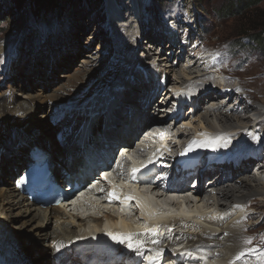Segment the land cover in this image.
Masks as SVG:
<instances>
[{
  "label": "bare ground",
  "instance_id": "bare-ground-1",
  "mask_svg": "<svg viewBox=\"0 0 264 264\" xmlns=\"http://www.w3.org/2000/svg\"><path fill=\"white\" fill-rule=\"evenodd\" d=\"M135 1L138 2V0H126L124 2L125 13L133 11L134 14H137V4ZM129 2H133L132 7L127 6ZM109 6V10L111 11L118 8L116 2H111ZM121 14L122 13L119 12L114 18L120 20L121 16L119 15ZM193 17L194 16H191L188 19H184L183 22H179V17L175 15L174 18L178 20L180 25L179 29L182 38H180L177 29L172 26L168 32L169 41L174 43V45L177 46V49L171 46L169 47L168 44V46L165 45V50L168 48L167 56H172V54H177L180 58L185 56V53H187V50L189 49L188 46H186L187 40H185V37L189 34L187 23L188 21L193 20ZM140 18L141 17L138 15L135 20H139ZM169 21L172 20L170 19ZM126 22L124 25H126ZM195 23L197 24L195 28H197L198 32L201 34V38L203 37L202 25L199 21H195ZM111 24L115 25V22L112 21ZM182 30L185 31V34L182 33ZM129 32L130 31L127 33ZM140 37L144 39L148 38V35H141L140 30L136 29L131 32L127 40L123 42L121 55L125 60L122 63L126 68L125 73L129 80L127 84H124L123 91L121 92L116 91L119 86L109 89L111 96H109L110 98L106 105L103 104L104 98H100L103 95L102 91L106 90L104 88H109L110 85L105 82L97 83L96 78L90 82L92 84L90 89L91 93L86 94L84 97V94H81L79 98H70V95L73 93L72 91L63 93L64 96L61 97L58 95L49 97V101L62 103L61 106L59 104L60 107L58 109L53 110L55 112L51 114L53 116H49V118L52 122H55L60 119L62 120V115L64 114L72 115L75 120V124L70 129L72 133L69 131V134H61L56 137V139L54 138V140L50 138L52 136H44L41 131L44 129L43 124L34 125L31 120V115L37 111L39 106L37 103L41 104L43 101L48 102L46 95L45 97L42 94H39L37 99L30 100L24 105H0V180H3L5 183V187L0 190V264H33L32 261L34 258L37 262L44 261V264L50 260L53 261L52 264H84L89 262L94 255L99 256L102 260L103 258L105 260L112 259L113 256L117 257L123 255L122 251L124 250V244L117 243L108 234L112 233L118 236L133 234L142 240L143 232L140 233L139 230L143 229L145 224H147V226L161 225L166 228V230L170 225L172 231L168 230L169 232H167L168 234L166 236H160L153 232L154 238L162 242L163 245H177L186 242L189 251L200 256H206V260L211 264H223V261L228 255L233 257L231 262L235 264H237V262L241 264H264V252H259L258 250V247L263 246L261 239H256L259 244L254 247V250L251 252L247 251L246 248L244 249V252L251 256L250 260L242 258L241 256L240 259H237L239 254L234 252V250L238 249L241 242H246L244 238L246 234L239 233V227L236 226L238 219L240 218V213L243 210L245 211L244 203H248L247 206L250 210L255 209L256 206H253L254 200L251 201L250 198L264 194V187L261 186L264 185V181H258L256 178L252 180L247 177L249 176L248 174H250L248 173L249 170H251L254 165H259H257L258 163H255L256 160L249 159V156H245V154H250V149L257 147L256 150H258L259 156H261V159L263 160V162L260 163L262 165L260 171H263L262 173L264 177V135L259 134L258 132L248 135L249 133L243 134L242 131L239 130V127L236 125L238 124V121L245 120L243 122H246V124L250 122L246 112H239L242 102H239L235 107L233 106L234 108L233 110H230V112L226 111L224 107H214L215 103L213 101L214 98L211 97V91H217L219 93L217 99L221 100V102L225 99H222V96L220 97V95H226L230 102L233 100L236 89L228 85V83L224 85L215 83L214 78L219 75H224L225 72L223 71V68H221L222 65H218L217 70H214L213 67L216 65L217 59L209 61L207 64L201 61V57L204 53L202 43V47L200 46V48H196L197 42L195 39L190 41L191 45L189 44V47L195 52L192 54V58H190L189 62L191 64L187 66L186 70H182V72L179 73L183 76L180 75V77L178 74H175L179 71L178 65L175 64L174 59L162 57L161 62L155 64L152 63L151 58H143L142 60L140 58H135L132 54L135 49L134 42ZM151 47L152 45H150V48ZM178 48L180 49L179 52ZM145 54H143V56H145ZM152 67L156 70L161 69V71H165V73L163 72L164 74L170 73L173 76H177L178 80L173 79L175 82H173L172 85L179 86L177 90L187 86H191L195 89L197 87H203V95L201 93L203 88L201 90L197 89L198 95L195 99L191 100L192 106L200 112V109L204 108L205 101L211 99V101H209L211 102V108L201 115L199 122L197 120L198 125H196V122L195 125L189 123L186 128L181 127L178 124L172 125L171 129L173 128L172 131L174 133L171 135V137H173L171 140L165 139L167 138L166 135H163V137L160 136L154 154L150 151L144 158H138L135 157V153L140 147V143H137L135 138L143 136L145 127L144 125L133 127L130 133L127 132L128 134H125L124 130L126 128H124V126L129 125L130 123L135 125V122L139 119L140 123L144 124L146 122L145 120L148 119V111L145 113L142 112V103L138 101V98L145 97L144 93L148 91L147 89L150 85L143 78L140 79V76L143 71H147ZM132 78L136 79L138 82L136 84H131L130 82H132ZM161 79L162 78L159 75L157 87H159L160 91L157 96L155 95V102L159 103L161 97L163 101L167 98L166 101H173V95L170 93V89L173 88L170 84V78L165 85H160ZM172 90H175V88ZM65 96H68V99H64ZM148 98L150 99L151 97L145 99L148 100ZM241 98H243V95L239 96V99ZM90 103H92L91 108H89ZM101 105L102 107H100ZM154 106L155 104H152L147 110L151 109L150 111L152 112ZM247 108L254 109L249 102ZM129 110L133 114L131 118L129 117V113H127L128 116L123 115V112H128ZM213 118H215V123L220 126L213 123ZM189 119L190 117H188L187 120ZM156 121L161 122L160 119H157ZM262 122L264 121H259L258 125ZM104 123L108 126H112L113 129L109 131L104 130L102 127ZM80 124L82 125L79 127V131L75 132L74 126ZM82 126H86V129L89 128L88 131L82 133ZM157 126L166 127L169 125H161L160 123H157ZM45 128L48 129L46 126ZM171 129H168L166 133ZM52 130L53 129H49L48 131L52 132ZM202 131L203 133L207 132L210 135H214V137L218 135L221 138L224 136L223 139L227 137L228 140L225 145L223 144L225 147H227V144L231 143V140L239 141L240 145L244 147H241L243 153L240 154L241 150H239L238 154L226 157V161L221 163L215 162L210 151H206L204 147H201L199 152L196 151V146L198 145L197 140L198 137H200L199 135L202 134ZM89 133L91 135H89ZM98 133L102 139H106V143L120 141L124 144L122 148H126V145L131 146V151L129 153L126 155H119L118 166L116 169H112L111 171H108V169L103 170L110 173V177L107 178L108 184H114L113 175L123 177L130 172L127 181L118 184L122 187L119 194L123 204V206L118 208V214H113V210H117V208H113L112 214L110 212L104 214L103 211L101 213V210H98V214L90 216L89 214L91 211L94 212L96 209H104L105 207L103 205H106L108 208L110 206L105 202L101 204L98 198H93L92 200L95 201L92 202L85 197L83 199L88 200L93 204H91L92 207H88L84 206L83 203H79L82 210L77 212V214H81V216L71 215L69 211H65L67 209H62L61 207L46 209V211L43 212L36 205L30 204L25 196L17 192L14 184L16 178L14 180L12 178L21 168L23 171L24 168L26 169L28 167V165L25 166V164L28 163V154L33 147H41L44 151L50 153L51 160L55 165L56 170L58 166H63L62 168H64V165L57 157L64 158V152H66L67 155L72 154L74 160L70 169L73 170L75 162L81 158H85L84 161L92 163H98L103 160L102 157L104 154L100 151L106 149L104 146L106 143L104 144L99 141L97 136ZM83 136L85 137V140L82 145H79L78 143L82 140ZM58 138L61 142L64 140L67 141L65 144L61 145L62 150L59 152L56 151L55 147ZM188 138L191 142V151L183 155L180 159L190 162L191 164H194L196 159H199L201 164L199 168L202 169L200 174L203 177H206V179L209 178L213 171H217V176L210 181L211 186L209 189L212 193L205 190V188H200L196 193H193L188 186L182 187L180 191L176 187L173 191L169 190L168 193H161L159 187H157L158 184H156L157 179L160 177L162 184L166 177L163 175V172L165 171H162L156 166L158 165L157 160L159 157H162L169 152L170 147H174L175 150L179 144H183L184 146ZM9 143L10 145L14 144L12 145L13 150L10 151L11 155L8 157L10 153L6 154V152ZM69 143H71L70 146H68ZM145 145H147L146 147H149L150 143L145 142ZM102 146H104V148ZM230 146L232 150L236 149V146L232 145V143ZM216 148L217 147L213 146L211 143H208L206 146V149H211L212 154H218L219 149ZM106 155H108V153H106ZM163 162H168V158L164 157ZM151 165L153 167L148 168L150 174L142 181H138L136 179L137 171L133 175V169L144 166L149 167ZM239 167H241L243 171H240ZM8 172H10V174ZM20 174L21 173H18L17 179L20 178ZM190 180L191 178L187 181ZM177 192L180 193L177 194ZM190 196H193L194 199H190ZM128 197H131L132 199H127ZM214 197H216V199L210 200L213 201L211 203L206 200L207 198L212 199ZM256 200L258 201V199ZM136 205H139L140 208L137 209ZM134 207L136 208V211H133ZM229 208L232 209L230 210L232 213L231 215H229L230 212L226 214ZM8 211L11 213L6 215ZM205 212L209 213V215L215 213L212 214V216H219L220 219H218V223H220V232L213 228H211L210 232H207L204 224H202L203 222L199 219V217ZM133 213L134 216L132 215ZM256 216V212L249 211L245 215L244 220H251ZM85 217L87 218L85 219ZM14 219H20L23 221L21 222L22 225L20 229L30 224V232L28 233V230H25L19 232L18 236L16 235V232L13 234L12 227H14V224L16 223V220ZM87 219L89 220L86 221ZM67 220H70L71 222L68 223ZM106 220L107 222L104 224ZM63 224H65V228L63 227ZM52 227L59 233V236L54 238L53 242L50 243L47 239L48 231ZM253 232L255 231L247 230V233L249 234H253ZM30 233L32 234L30 235ZM32 237L36 242H28L27 244L24 242L25 238L31 240ZM253 240L254 239L252 238L248 239V241L251 242ZM37 241H39V243L46 241L47 245L50 243L48 246L49 248L46 247L48 249L44 252V255H42V253L39 254L41 255L40 257L44 256L45 260L41 259L39 261L36 255L31 258L30 254H27V252L31 250L32 245H35L34 248L38 247L36 244ZM24 245L31 246L25 250L23 248ZM154 248H160V245H155ZM201 249L209 251L204 253V255ZM186 256L187 259L190 260L194 258V254ZM202 259L204 258L202 257ZM114 264L125 263L120 261Z\"/></svg>",
  "mask_w": 264,
  "mask_h": 264
},
{
  "label": "rangeland",
  "instance_id": "rangeland-1",
  "mask_svg": "<svg viewBox=\"0 0 264 264\" xmlns=\"http://www.w3.org/2000/svg\"><path fill=\"white\" fill-rule=\"evenodd\" d=\"M139 1L142 2V0ZM233 1L237 0H167L168 3L166 2L167 4L165 6V10L163 11L164 13L163 15L159 16H162L164 19L163 26V23L160 24V22L158 21V17L152 14V6H147L146 10L140 8L139 15L141 18L139 20H135V22L128 18V14L125 13V8L123 9V11H120V8H118L117 10H110L109 12H107L105 7L102 8L87 4V1L85 0H59V2L57 3L58 8L56 9V11H58L57 21L54 22V24L47 27H29L28 30H23V34L20 35L19 39L17 40L16 37H13L12 33L10 32L12 29H14V23L17 19L13 14V6H11L9 2L1 0L0 105H24L30 100L37 99L39 94H42L43 96L46 95V99L48 100V102L43 101V103L41 104L37 103V105L39 106L37 108V111L31 115V120L33 121L35 126L42 124L44 125V129L41 130L44 136H52L50 137L51 139H56V137H58L59 135L68 133L72 126L75 124V120L72 115L64 114L62 115V120L60 119L52 122L49 116H53L51 115L55 112L53 110L58 109L62 103H59L57 101H49V97L53 95H58L61 97L64 96L63 93H66L67 91L73 92H70L72 93L70 95V98H79L81 94H84V97L86 94L91 93L90 89L92 87V84L90 82L96 78L97 83L105 82L110 85L109 88H104L106 90L102 91L103 95L100 98H104L103 104L106 105L109 101V96H111L109 89L119 86L116 91L121 92L123 91L124 84H127L129 80L125 73L126 68L122 63L125 58H122L121 51L123 42L127 40V38L130 36V33L135 31L136 29L142 31V29L144 28L146 29L145 33L148 35V39L158 42L159 38L156 35L153 27L156 24H160L162 28H166L167 24L169 25L170 22V25L174 26L175 29L178 30V34L181 36L179 22H183L184 19H188L189 17L194 16L193 20L188 21L187 23V30L189 31V34L186 37L184 35L185 40H187L186 46H188L189 48L187 50V53H185V56H183L182 58H180V56H178L177 54L167 56L168 48L166 49L167 51L165 50L164 56L174 59L175 64L178 65L179 71L175 74H178L180 76L181 74L179 73H181L182 70H186L187 66L191 64L189 61L193 56L192 54H194L195 52L189 47L190 41L195 39V41L197 42L196 48H200V46L202 47V43L204 53L201 57V61L207 64V62L217 59L216 65L213 67L214 70H217L218 65H222L221 68H223V71L225 72L224 75H219L214 78L215 83H219L220 85L228 83V85L236 89L233 100L230 102L228 101V97L226 95H220V97L222 96V99H225L223 100V102H221V100L217 99L219 97V93L217 91H212L211 97L214 98V107H224L226 111L230 112V110H233V108L238 105V102H242V106H240L239 112H246L247 117H249L250 119V122L246 124V122H243L245 120L238 121V124L236 125L239 127V130L242 131L243 134L249 133L248 135H251L258 132L259 134L264 135V131H262L264 122L258 125L259 121H264V51L257 46L258 42L256 39H250L251 35L264 32V0H261L258 4H253L249 8V10L245 11V13L241 15L224 18V16L220 15L219 12L225 9L228 4ZM114 11L122 13L120 15L121 18H123V20H127L124 27H122L123 23L121 22H115L114 25L111 24L112 21H109L107 15L111 16L110 12H113L114 15H116ZM150 12L151 16H148ZM175 15L179 17V22L176 18H174ZM66 17L69 21L66 20ZM148 17L149 21L147 23L146 19H148ZM63 18L65 20H63ZM170 19L172 21H169ZM195 21H203V23L205 24V28L207 29V31L203 33V37L201 38V34L198 32V29L195 28V26L197 25ZM128 31L130 32L127 33ZM182 33L185 34V31L182 30ZM37 34L41 35L42 38L40 41L38 40V43H35V37ZM165 43L169 44V42L167 41ZM143 44L144 45H142V48L139 49V51H133L134 53L132 52L135 58H140L141 60L144 58L143 54H145L148 47L146 46L147 42ZM151 72L157 74V79H159L160 75V77L162 78L160 80V85L167 84V80H169V78L171 86L173 85V82H175L174 80H178L177 76H173L170 73L164 74L165 71H161V69L156 70L153 67L148 69L147 72L143 71L140 79H146V74L150 75L152 74ZM137 82L138 81L136 79L132 78V82L130 83L136 84ZM151 86L153 85L150 84V87ZM176 86L177 85L172 86V89L175 88V90L170 89V93L173 96L177 91V88L179 87ZM185 88L198 91L203 87H197L195 89L191 86H187ZM180 90H182V88ZM203 90L204 88L201 91ZM241 95H243V98L239 99V96ZM68 96H65L64 99H68ZM247 100L254 107V109L247 108ZM160 101H163L162 97L159 102ZM209 101H211V99L205 101L204 108L200 109V112H198L196 108H193L194 106H192V103L189 104L186 108L185 113L183 114L184 117L182 118V121L178 125L185 128L189 123H193L192 125H195L196 122V125H198L201 115L206 113L211 108V104H209ZM154 102L155 101H153V103ZM91 107L92 103H90L89 108ZM127 113H129L130 118L133 116L130 110L128 112H123V115L128 116ZM150 116L151 115L148 114V118H150ZM188 117H190L189 120H187ZM213 120V123L215 125L220 126L219 124L215 123V118H213ZM135 123V125L130 123L129 125L124 126V128H126L124 130V133H130L133 127L139 126L141 124H139V120H137ZM81 125L82 124L74 126V131L78 132ZM45 126L48 127V129H46ZM102 127L104 130L108 131L113 129L112 126H108L105 123ZM49 129H53L52 132L48 131ZM88 129L89 128L86 129V126H82V130L84 132L85 130L88 131ZM70 132L72 133V131ZM97 136L99 138V141L103 143L107 142L106 139L101 138L99 133L97 134ZM199 136L210 138V140L216 138V136L214 137V135H210L207 132L203 133V131ZM217 137L220 138V142H223L222 144L224 145L228 140L227 137L223 139L224 136L221 138L218 135ZM10 143L8 144L6 154L10 153V151L13 150L12 145L14 143L11 145ZM114 143L115 142H112L110 144L106 143L105 145L110 146ZM189 143L190 139L188 138L185 144V150H187ZM231 143H233V145L241 150L240 154L243 153L242 148L244 147L240 145L239 141L231 140ZM70 144L71 143H69L68 146H70ZM229 144H227V147H224L225 149H230L232 151V148H229L228 146ZM61 145H63V142H61L58 138L57 142L55 143L56 151L59 152L62 150ZM256 149L257 147L250 149V154H245V156H249V159L256 160L255 163H261L263 162V160L261 159V156H259V152ZM10 155L11 153L8 155V157ZM70 155L71 154H68V156ZM57 158L59 159V156ZM60 159L62 160L63 158ZM67 162H70V160L66 159L64 161V163ZM256 168L257 166L254 165V167L249 170L248 173L250 174L248 175L251 177L247 175L246 176L253 180L252 173ZM21 170L22 168L20 169V171ZM239 170L243 171L241 167H239ZM8 173L10 174V172ZM216 174L217 171H213L212 177L215 178L217 176ZM16 175L18 174H15V176H13V180ZM5 179L7 180L6 177ZM261 186L264 187V185ZM3 187H5V183L3 180H0V190H2ZM250 199L251 201L254 200L253 206H256L255 209L247 211L246 207L248 203L245 202V211L243 210L240 213V218L238 219L236 225L239 227V233L246 234L244 236L246 242H241L238 249L234 250V252L239 255L243 252L244 255H242L241 257L246 258L247 260H250L251 256L247 255L244 252V249L246 248L249 252L254 250V247L258 246L259 244L256 239H261V242H263V246L258 247V250L259 252H264V194L251 197ZM256 199H258V201ZM41 210L43 212L46 211V209ZM230 210L232 209L229 208L226 214H228ZM113 211H111V213L118 214V208L117 210L115 209ZM249 211L256 212L257 216L254 219L245 221V218L243 219V217ZM100 212L102 213V211ZM10 213L11 212L8 211L6 215H9ZM70 214L76 215V213ZM231 214L232 213L230 212L229 215ZM209 218L211 219V221L202 223L204 224L207 232H210L211 228L216 229L218 232H220L221 229L219 227L220 223H218V220H215L210 216ZM14 220H16V223L14 224V227H12L13 234L14 232H16V235L18 236L19 232L25 230H28V233L30 232V224L20 229L22 225L21 222L23 221L20 219ZM88 220L89 219H87L86 221ZM67 222L70 223L71 221L67 220ZM63 227L65 228V224H63ZM247 230H252L255 232H253V234H249L247 233ZM31 234L32 233H30V235ZM57 236H59V233L54 230L53 227L50 228L48 231V242H53V239L57 238ZM249 238L254 239L251 244L248 243ZM24 242H26L27 244L28 242L34 243L36 241L32 237L31 240L25 238ZM50 243L47 245L46 241H42L40 243L39 241H37L36 244L38 247L34 248L35 245H32L31 250L27 252V254H30L31 258L32 256L36 255L39 261L41 259L45 260L44 256L40 257L41 255L39 254L42 253V255H44V252L49 248L48 246L50 245ZM30 246L24 245L23 248L26 250ZM202 251L208 252L209 250L203 249ZM227 257L228 258L223 262V264L231 263V259L233 257H231L230 255H228ZM203 258V260L206 261V257ZM32 262L33 264H44V261L37 262L35 258ZM52 262L53 261L50 260L45 264H52ZM237 264L241 263L237 262Z\"/></svg>",
  "mask_w": 264,
  "mask_h": 264
},
{
  "label": "trees",
  "instance_id": "trees-1",
  "mask_svg": "<svg viewBox=\"0 0 264 264\" xmlns=\"http://www.w3.org/2000/svg\"><path fill=\"white\" fill-rule=\"evenodd\" d=\"M1 1V0H0ZM9 2L13 6V14L17 18L14 23V29L10 32L13 37L19 39V36L23 34V30L29 29V27H47L54 24L57 21L58 11H56L57 3L59 0H4ZM87 4L104 8L105 0H85ZM261 0H237L230 2L228 6L219 12L220 15L225 17H231L235 15H241L253 4H258ZM167 0H151V6L153 9L152 14L156 17L163 15ZM70 4V3H69ZM67 16V15H65ZM223 19V18H221ZM63 20H65L63 18ZM66 20L67 17H66ZM69 21V20H68ZM1 24V23H0ZM203 33L207 31L202 21ZM252 31V30H250ZM39 38V39H38ZM41 35H36L35 43L41 40ZM250 39H256L258 47L264 51V32L260 34L251 35ZM28 41V40H27Z\"/></svg>",
  "mask_w": 264,
  "mask_h": 264
},
{
  "label": "snow or ice",
  "instance_id": "snow-or-ice-1",
  "mask_svg": "<svg viewBox=\"0 0 264 264\" xmlns=\"http://www.w3.org/2000/svg\"><path fill=\"white\" fill-rule=\"evenodd\" d=\"M137 169H133V175ZM105 179H107V174L105 175ZM109 198L110 199H119V197L116 195L115 191L109 192ZM127 199H132L131 197H128ZM113 240H115L119 244L126 245L130 250L137 253V255H143L142 249L144 248V241L140 240L138 236H134L133 234H128L126 236H118L114 235L112 233L108 234ZM152 243L159 244V240L153 239ZM248 243H251V241H248ZM148 251H153L152 249H148ZM162 255L161 250L155 251L154 257H149L150 264H155L156 259L160 258ZM185 255V253H181V256ZM187 255H191V253H187ZM244 255V253H240V255L237 256V259H240V256Z\"/></svg>",
  "mask_w": 264,
  "mask_h": 264
}]
</instances>
